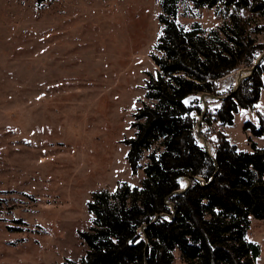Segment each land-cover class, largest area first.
Instances as JSON below:
<instances>
[{"label": "rangeland", "instance_id": "obj_1", "mask_svg": "<svg viewBox=\"0 0 264 264\" xmlns=\"http://www.w3.org/2000/svg\"><path fill=\"white\" fill-rule=\"evenodd\" d=\"M161 12V0H0V264L80 261L93 193L141 184L143 170L132 173L124 141L135 135L134 114L150 102L145 87L148 72L156 73ZM228 15L181 0L177 21L211 30ZM256 25L264 27V18ZM255 37L264 43V31ZM238 71L218 81L221 96L234 89ZM219 106L209 100V109ZM263 112L264 89L234 125L203 124L202 131L213 141L226 133L242 152L252 151L249 137L264 148V137L244 128L258 126ZM248 239L264 264V221L252 220ZM175 264H185L179 253Z\"/></svg>", "mask_w": 264, "mask_h": 264}, {"label": "trees", "instance_id": "obj_2", "mask_svg": "<svg viewBox=\"0 0 264 264\" xmlns=\"http://www.w3.org/2000/svg\"><path fill=\"white\" fill-rule=\"evenodd\" d=\"M180 1L161 0L163 30L151 54L156 73L148 72L145 87L150 102L134 114L135 135L124 141L132 173L142 169L144 178L139 186L122 182L114 192L93 193L87 203L92 224L80 232L86 254L65 264H175L177 253L185 264H257L261 257L248 234L252 220L264 221V148L249 137L252 151L242 152L226 133L213 141L201 130L211 154L195 129L201 95L221 96L218 81L252 67L264 52L255 37L264 31L256 25L264 18V0H191L196 9L229 14L211 30L181 25ZM241 11L252 17L242 18ZM263 76L262 62L219 107L208 108L203 124L234 125L241 109L260 101ZM259 119L258 126L246 122L244 128L261 138L264 112ZM187 178L189 188L177 193Z\"/></svg>", "mask_w": 264, "mask_h": 264}, {"label": "water", "instance_id": "obj_3", "mask_svg": "<svg viewBox=\"0 0 264 264\" xmlns=\"http://www.w3.org/2000/svg\"><path fill=\"white\" fill-rule=\"evenodd\" d=\"M264 61V52L256 59V61L254 62L253 66L250 67V68H245V69H241L238 71L237 73V76H236V80H235V84H234V89L232 90V93L230 95H225V96H216V95H210V94H203L201 95V101H202V108H203V113L201 114V116H199L198 118V122H197V125H196V137L201 139L202 141V145L206 147V149L211 153L210 149H209V145L207 143V140L205 139V137L203 135H201V130H202V124L204 122V117L206 115V112L209 108V100H212V101H221L225 98H227L228 96H231L232 94H234L239 86L241 85V83L247 79L254 71L255 69H257L258 66L261 65V63ZM187 181V185L186 187L182 188L177 191V193H183L185 192L191 182H190V179H185Z\"/></svg>", "mask_w": 264, "mask_h": 264}, {"label": "snow or ice", "instance_id": "obj_4", "mask_svg": "<svg viewBox=\"0 0 264 264\" xmlns=\"http://www.w3.org/2000/svg\"><path fill=\"white\" fill-rule=\"evenodd\" d=\"M182 187H186V185L183 184V182H180Z\"/></svg>", "mask_w": 264, "mask_h": 264}, {"label": "bare ground", "instance_id": "obj_5", "mask_svg": "<svg viewBox=\"0 0 264 264\" xmlns=\"http://www.w3.org/2000/svg\"><path fill=\"white\" fill-rule=\"evenodd\" d=\"M199 139V138H198ZM209 149H210V147H209ZM182 187V186H181ZM182 188H184V187H182Z\"/></svg>", "mask_w": 264, "mask_h": 264}]
</instances>
